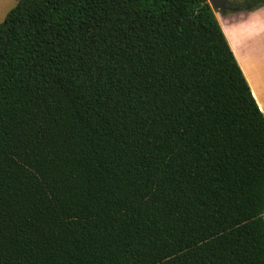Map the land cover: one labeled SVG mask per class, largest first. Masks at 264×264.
<instances>
[{"label":"trees","instance_id":"trees-1","mask_svg":"<svg viewBox=\"0 0 264 264\" xmlns=\"http://www.w3.org/2000/svg\"><path fill=\"white\" fill-rule=\"evenodd\" d=\"M0 264H264V115L207 0L6 13Z\"/></svg>","mask_w":264,"mask_h":264},{"label":"crops","instance_id":"crops-1","mask_svg":"<svg viewBox=\"0 0 264 264\" xmlns=\"http://www.w3.org/2000/svg\"><path fill=\"white\" fill-rule=\"evenodd\" d=\"M246 1L227 0L229 9L214 14L264 115V1Z\"/></svg>","mask_w":264,"mask_h":264},{"label":"rangeland","instance_id":"rangeland-1","mask_svg":"<svg viewBox=\"0 0 264 264\" xmlns=\"http://www.w3.org/2000/svg\"><path fill=\"white\" fill-rule=\"evenodd\" d=\"M17 0H0V21L3 20L6 13L16 4ZM252 5H246V9H249ZM223 14V13H222Z\"/></svg>","mask_w":264,"mask_h":264},{"label":"water","instance_id":"water-1","mask_svg":"<svg viewBox=\"0 0 264 264\" xmlns=\"http://www.w3.org/2000/svg\"><path fill=\"white\" fill-rule=\"evenodd\" d=\"M210 4V7L213 11H220L221 13H225L226 10L229 9L226 4L227 0H207Z\"/></svg>","mask_w":264,"mask_h":264}]
</instances>
